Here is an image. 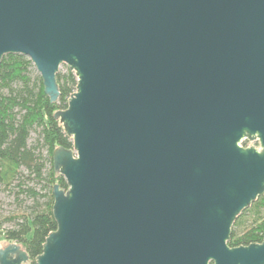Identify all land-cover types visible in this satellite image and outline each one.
<instances>
[{"label":"water","instance_id":"obj_1","mask_svg":"<svg viewBox=\"0 0 264 264\" xmlns=\"http://www.w3.org/2000/svg\"><path fill=\"white\" fill-rule=\"evenodd\" d=\"M7 53L51 103L61 64L77 80L36 264H264V239L227 245L264 195V0H0Z\"/></svg>","mask_w":264,"mask_h":264},{"label":"trees","instance_id":"obj_2","mask_svg":"<svg viewBox=\"0 0 264 264\" xmlns=\"http://www.w3.org/2000/svg\"><path fill=\"white\" fill-rule=\"evenodd\" d=\"M33 64L22 54L7 53L0 61V186L24 193L33 200L30 210L10 213L0 220V236L16 242L28 254L26 264H36L48 233L56 229L52 215L53 184L66 188L62 175L52 165V151L57 146L72 148L68 137L54 113L67 106L69 95L75 90L76 76L68 69L57 72L59 97L51 103L43 91L38 74L31 76ZM35 141L29 144L31 132ZM45 150L46 155L42 154ZM28 180L39 184L27 185ZM16 188V189H15ZM44 190V192H42ZM46 200L40 202L39 197ZM245 212L246 215H245ZM231 227L229 243L261 241L264 238V195L259 196L242 212ZM3 221L14 226L1 228Z\"/></svg>","mask_w":264,"mask_h":264},{"label":"rangeland","instance_id":"obj_3","mask_svg":"<svg viewBox=\"0 0 264 264\" xmlns=\"http://www.w3.org/2000/svg\"><path fill=\"white\" fill-rule=\"evenodd\" d=\"M66 68H67V65L63 63L60 65L59 71L64 72ZM30 74H31V76L38 74L34 65H33V68H31ZM35 138H36V132L32 131L30 134V138L28 140L29 144L33 143L35 141ZM242 141L246 142L250 145H254V146L259 147V143L256 140L250 141L248 139H243ZM42 154L46 155V152L44 149L42 150ZM27 185H36V188H39V184H35V181H33V180H28ZM14 191L15 190H13V191L5 190L0 186V220L3 219L4 216H7L13 212L15 213V212L21 211V210L29 211L30 206H32V204H33L32 198H30L29 196H27L24 193H20V194L16 195L14 193ZM42 192H44V190H42ZM39 200H40V202H44L46 200V197L41 196V197H39ZM242 212H244V210ZM242 212L239 214V216L237 218L243 216ZM246 213L247 212H245V215H246ZM237 218H236V220H237ZM13 226H14V221H3L1 228L6 229V228L13 227ZM7 243H8V241H6L4 238H2V236H0V247L7 244Z\"/></svg>","mask_w":264,"mask_h":264},{"label":"flooded vegetation","instance_id":"obj_4","mask_svg":"<svg viewBox=\"0 0 264 264\" xmlns=\"http://www.w3.org/2000/svg\"><path fill=\"white\" fill-rule=\"evenodd\" d=\"M230 237H231V232H230L229 239L227 240V245H228L229 248H235V247H239V246H248L251 243H260L264 239L263 238L261 241H251V242H248V243H244V242L236 243V241L232 240L229 243ZM207 263L208 264H215V261H214V259L210 258Z\"/></svg>","mask_w":264,"mask_h":264}]
</instances>
